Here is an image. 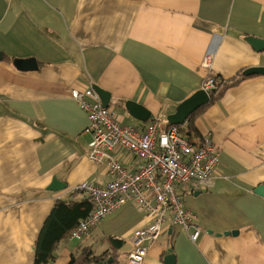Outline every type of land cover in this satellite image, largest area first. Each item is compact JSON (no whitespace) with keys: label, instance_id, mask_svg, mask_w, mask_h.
Returning a JSON list of instances; mask_svg holds the SVG:
<instances>
[{"label":"crops","instance_id":"0c3cea01","mask_svg":"<svg viewBox=\"0 0 264 264\" xmlns=\"http://www.w3.org/2000/svg\"><path fill=\"white\" fill-rule=\"evenodd\" d=\"M0 55V264H34L56 202L110 180L88 158L89 119L73 90L105 91L121 124L144 131L159 118L166 128L212 75L264 67V0H0ZM246 76L192 113L195 142L210 135L221 150L214 187L184 195L198 240L169 226L145 264H264V75ZM150 224L125 204L48 264H68L82 247L126 264L134 231Z\"/></svg>","mask_w":264,"mask_h":264},{"label":"built area","instance_id":"2783aa9c","mask_svg":"<svg viewBox=\"0 0 264 264\" xmlns=\"http://www.w3.org/2000/svg\"><path fill=\"white\" fill-rule=\"evenodd\" d=\"M203 66L211 68L209 58ZM217 79L212 75L203 89L216 92ZM72 97L89 119L92 141L88 158L105 165L110 180L105 185L89 182L76 188L79 198L90 199L94 208L70 237L83 240L105 217L132 202L151 224L133 234V248L126 264H145L150 247L169 226L192 230L191 239L197 241V215L186 206L184 195L215 185L221 150L212 137L205 136L200 144L191 143L178 125L160 128L159 118L153 119L144 131L121 124L93 88L74 89ZM116 151L130 157L128 165L113 155Z\"/></svg>","mask_w":264,"mask_h":264},{"label":"trees","instance_id":"16d2710c","mask_svg":"<svg viewBox=\"0 0 264 264\" xmlns=\"http://www.w3.org/2000/svg\"><path fill=\"white\" fill-rule=\"evenodd\" d=\"M248 77L250 76H246L243 70L226 81H218L217 79L219 89L216 92H213V98H215L214 96L216 95H222L224 91L238 85ZM194 117L195 113L191 115L187 125L181 126V131L191 143L198 144V142H195V138H198L199 134L196 132L193 123ZM79 194V191L75 190L71 193L68 200H58L54 205L51 213L43 224L36 242L34 264H48L53 261L55 258V250L60 244L68 240L72 231L80 221L85 219L94 208V204L90 199H77ZM108 240L114 249L119 248L114 247L116 239L110 237ZM111 255L113 258L112 264H115L117 262L116 255L115 253H112ZM103 259L102 256L95 255L94 250H92L91 247H82L79 253L72 255L68 264H95L100 263Z\"/></svg>","mask_w":264,"mask_h":264},{"label":"water","instance_id":"95a60500","mask_svg":"<svg viewBox=\"0 0 264 264\" xmlns=\"http://www.w3.org/2000/svg\"><path fill=\"white\" fill-rule=\"evenodd\" d=\"M1 56V55H0ZM246 75H253V74H261L264 75V67H259V68H250L247 71L244 72ZM95 90L103 97L105 91L102 89L96 87ZM109 97V96H108ZM210 96L209 94L204 90H199L196 92L190 99L187 101L181 103L177 109V112L173 115H170L168 117V121L171 125H184L187 122V119L189 116L200 106L207 104L210 102ZM103 105L105 107H108L109 102H106L104 97H103ZM66 186V185H65ZM64 186V187H65ZM50 189L57 191L61 190V187H59V184H54ZM230 234V233H226ZM113 259L110 258L109 262H111ZM100 264H105V263H100Z\"/></svg>","mask_w":264,"mask_h":264},{"label":"rangeland","instance_id":"374dc122","mask_svg":"<svg viewBox=\"0 0 264 264\" xmlns=\"http://www.w3.org/2000/svg\"><path fill=\"white\" fill-rule=\"evenodd\" d=\"M128 203H129V204H133V205H135V206L139 209V207H138L137 204H134V203H132V202H128ZM128 203H126V204H128ZM105 218H106V217H105ZM105 218H104V219H105ZM102 222H103V221H102ZM102 222H101V223H102ZM137 230H138V229H137ZM137 230H135V231H137ZM135 231H134V233H135ZM134 233H133V234H134ZM132 238H133V235H132Z\"/></svg>","mask_w":264,"mask_h":264}]
</instances>
